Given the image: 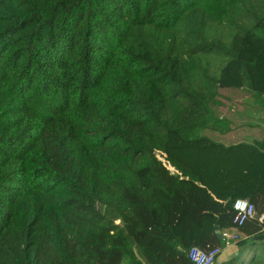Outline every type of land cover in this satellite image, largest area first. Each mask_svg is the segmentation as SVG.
I'll return each instance as SVG.
<instances>
[{"label": "trees", "instance_id": "obj_1", "mask_svg": "<svg viewBox=\"0 0 264 264\" xmlns=\"http://www.w3.org/2000/svg\"><path fill=\"white\" fill-rule=\"evenodd\" d=\"M226 88L264 108V0H0V264L223 247L264 191V151L203 134ZM238 243L213 264H264Z\"/></svg>", "mask_w": 264, "mask_h": 264}, {"label": "crops", "instance_id": "obj_2", "mask_svg": "<svg viewBox=\"0 0 264 264\" xmlns=\"http://www.w3.org/2000/svg\"><path fill=\"white\" fill-rule=\"evenodd\" d=\"M245 90V89H239ZM248 92V91H247ZM251 97L255 101V105L257 107V113L262 115V118L259 120H252L246 122L245 119H249V114L252 112L249 108L246 107L244 97L240 98L238 102V108H235V104H231L235 107H232L230 111V107L227 108V116H226V124L225 125V138L226 140L214 139L216 141L223 142L225 145H234L237 143H249L257 146L260 150L264 151V108L260 106L252 94ZM241 109V110H240ZM234 110H237L234 113ZM240 111V114H239ZM238 112V114H237ZM247 112L249 114H247ZM240 115L242 118L241 122H237L236 117L238 118ZM248 116V117H247ZM218 117V114H217ZM245 118V119H244ZM256 207V215L257 217L248 220L241 228L238 229L240 241L248 242L251 240H261L264 237V221H260L258 219L259 216L264 215V191L254 197L252 200ZM239 252V243H232L228 246H223L221 253L218 255L216 261L222 262L228 259L235 257Z\"/></svg>", "mask_w": 264, "mask_h": 264}, {"label": "built area", "instance_id": "obj_3", "mask_svg": "<svg viewBox=\"0 0 264 264\" xmlns=\"http://www.w3.org/2000/svg\"><path fill=\"white\" fill-rule=\"evenodd\" d=\"M163 161L167 166V161ZM233 209L235 211L233 226L222 233L224 246L238 242L240 239L238 229L248 220L257 217L255 204L248 198H236L233 202ZM258 219L261 222L264 221V215L259 216ZM221 250L222 247L219 245L207 249L191 246L187 251V257L192 264H213L221 253Z\"/></svg>", "mask_w": 264, "mask_h": 264}, {"label": "rangeland", "instance_id": "obj_4", "mask_svg": "<svg viewBox=\"0 0 264 264\" xmlns=\"http://www.w3.org/2000/svg\"><path fill=\"white\" fill-rule=\"evenodd\" d=\"M221 95L223 96L222 98V102L223 105H221L220 107H216V116L218 114V118H220L221 120H223V123L226 124V114H227V108H229L230 106V111L232 109V107H235L231 104H235L236 107L238 108V102L240 101L241 97L245 98V101H243L246 105L247 108H249V110L252 112V114L248 113L249 119H245L246 122L251 123L250 121L252 120H259L262 118V115L257 113L256 111L258 110L256 105H255V101L253 98H250L251 95L249 92H247L246 90H239V89H235V88H226V89H222L220 90ZM241 110V109H240ZM237 110H234V113H236ZM238 114V112H237ZM240 114V111H239ZM239 117H236L237 122H241L242 118L240 115H238ZM248 117V116H247ZM201 132V131H200ZM202 134V133H200ZM199 134V135H200ZM203 134L209 136L212 139H219V140H226L225 138V134H226V130L224 128H209L207 130L203 131ZM240 238V237H239ZM240 240V239H239ZM240 242V241H238Z\"/></svg>", "mask_w": 264, "mask_h": 264}, {"label": "water", "instance_id": "obj_5", "mask_svg": "<svg viewBox=\"0 0 264 264\" xmlns=\"http://www.w3.org/2000/svg\"><path fill=\"white\" fill-rule=\"evenodd\" d=\"M217 233H219V230H216Z\"/></svg>", "mask_w": 264, "mask_h": 264}]
</instances>
